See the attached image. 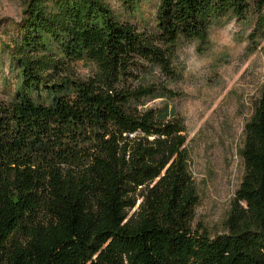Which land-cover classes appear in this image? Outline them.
I'll return each mask as SVG.
<instances>
[{"label":"trees","instance_id":"16d2710c","mask_svg":"<svg viewBox=\"0 0 264 264\" xmlns=\"http://www.w3.org/2000/svg\"><path fill=\"white\" fill-rule=\"evenodd\" d=\"M143 1L27 0L19 20L0 16L14 75L0 101V264H264V80L215 235L193 227L184 121L145 107L155 94L131 83L144 63L169 67L181 42L206 43L222 18L253 23L258 49L264 0H159L149 31L133 22Z\"/></svg>","mask_w":264,"mask_h":264},{"label":"rangeland","instance_id":"374dc122","mask_svg":"<svg viewBox=\"0 0 264 264\" xmlns=\"http://www.w3.org/2000/svg\"><path fill=\"white\" fill-rule=\"evenodd\" d=\"M27 0H0L4 28L19 20ZM118 7L117 0H108ZM159 0H144V21L134 20L140 30H151ZM253 23L222 18L216 21L206 43L183 41L168 53L169 67L144 63L132 78L134 88H148L155 94L144 97L145 107L168 109L184 121L190 171L197 185L199 201L193 227L211 235L225 232V219L242 182L245 164L240 150L245 125L250 120L264 80V40L258 49L248 39ZM0 35L9 39L5 29ZM197 57L198 70L185 75L181 57ZM0 60V101L12 99L14 78ZM81 77L93 73L88 62H77Z\"/></svg>","mask_w":264,"mask_h":264},{"label":"clouds","instance_id":"9594fccd","mask_svg":"<svg viewBox=\"0 0 264 264\" xmlns=\"http://www.w3.org/2000/svg\"><path fill=\"white\" fill-rule=\"evenodd\" d=\"M197 57H193L190 52H186L184 56L181 57V60L184 64L185 75L190 73H195L198 70L199 65L197 64Z\"/></svg>","mask_w":264,"mask_h":264}]
</instances>
